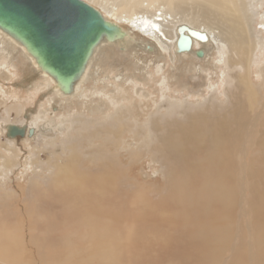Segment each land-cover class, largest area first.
Here are the masks:
<instances>
[{
  "label": "bare ground",
  "instance_id": "bare-ground-1",
  "mask_svg": "<svg viewBox=\"0 0 264 264\" xmlns=\"http://www.w3.org/2000/svg\"><path fill=\"white\" fill-rule=\"evenodd\" d=\"M82 1L112 29L101 34L67 84L1 26L0 79L11 78V58L20 47L23 59L44 76L27 89L53 90L46 99L57 116V98L83 95L86 73L97 70L88 67L90 56L105 43L131 45L132 52L147 55L162 51L166 59L154 60L156 73H163L178 55L194 52L202 58L210 40L225 61L226 105L215 100L213 81L202 98L176 97L162 81L159 98L130 78L141 118L137 107L123 99L130 73L122 69L94 77V94L110 105L102 117L94 120L77 111L62 114L52 127L38 109L23 128L25 100L0 81V101H9L0 109V264H264V171L250 155L255 145L264 149L257 132L264 101L259 103L258 90L249 83L263 49L261 39L250 40L255 35L250 22L257 7L264 31V1L194 0L191 9L188 0ZM117 22L126 23L138 38ZM182 36H189L186 50L178 47ZM110 76L113 80H107ZM105 82L113 93L103 88ZM149 104L152 111L144 112L142 105L147 109ZM72 131L82 138L106 136L81 152ZM86 157L92 167L80 164Z\"/></svg>",
  "mask_w": 264,
  "mask_h": 264
},
{
  "label": "rangeland",
  "instance_id": "rangeland-1",
  "mask_svg": "<svg viewBox=\"0 0 264 264\" xmlns=\"http://www.w3.org/2000/svg\"><path fill=\"white\" fill-rule=\"evenodd\" d=\"M185 4H186L187 9H191L196 5L194 3V0H188L187 2H185ZM257 9H258L257 7L255 8L253 7V10L255 11V13L250 22L251 32L254 33L255 35H249V37L251 41H255L257 38H259L261 39L263 43V49L261 53V58L258 62V66L259 67L261 66L264 68V31H263L262 26L260 25L261 19L259 15L257 14ZM119 25H120V28H122L130 37H134L136 39L138 38L137 37L138 35L134 33L135 30L129 29L126 23L121 22ZM246 36L247 35H244V38ZM130 46L131 45H128L125 48H122L117 43H109V44L105 43L103 46H101V48L99 47L98 49L93 51L92 55L90 56L92 60L90 61L88 67L90 68V66H92L94 67V68L91 67L92 69H97V70L91 73L90 71L91 69H90L86 73L87 76L85 77V80L81 87L82 89L80 90L83 95L80 94V96H78L77 98H74V97L67 98V99L57 98V104L55 106V109L53 110L54 112L58 114L57 116H52V114L50 113L51 106L49 105V102L46 99L47 94H49L50 96L53 95L51 93V91L53 90L45 92V93H42V92L35 93L33 92L32 89H27V87L31 86L34 81H36L39 78H43L44 76L38 69H36L33 62H28L23 59V57L21 56L22 50L20 47H17L18 50L14 51L13 56L11 58V65L9 66L12 72L10 76L11 78L7 82H5L3 79H0V81L2 82L3 86H6L9 88L12 94H15L16 96L22 98V100H25V111L23 112V115L21 116V121H23V124L21 126L23 128L28 126L31 119L35 118L36 113L38 114V112H40L39 110H42V112L46 115V118H45L46 121L44 123L50 124L52 127H54L55 124L59 121L62 114H64L65 116L70 113L73 114L74 112H77V111L79 112L85 111L84 113L92 117L94 120L102 117V114L105 111H108L110 109V105L107 103L106 97L104 99L102 97H101L102 99L100 98L98 99L96 94H94V91H95L94 88L96 87V83L94 82V77L98 74H104V73L111 74L113 73V71L119 72V70L121 71L122 69H126L127 72L130 73L128 80L125 83L128 89L125 90L126 93L123 99L126 100L127 102H132L131 107H137L136 115H139L141 118H143L144 116H142L140 107L136 105V104H140V102H138L139 101L138 97L132 91L133 84L130 78L136 79L135 81L143 84L149 91H152L153 95L152 96L150 95L151 97L156 96L159 98H162L160 96V91H161L160 83L162 81H165L167 85L170 87V93L174 92L175 90L174 95L176 97L178 96L182 98L184 97V95H186L187 97H189L188 95H190L191 97H194V98L196 97L202 98L203 96L209 93L206 90L207 84L209 83V81H213V84L218 87V96L216 97L215 100L216 101L223 100L224 98L223 90H224L226 80L224 76H221V75H223V71L225 68V61H224V57L215 53L214 44L210 42V40L204 43L203 48L205 49V53H204L205 55L202 58H197L194 52H191L190 55L186 57L182 55H178L176 60H174L173 62L174 64L172 63L166 64L165 66L166 68L163 69L164 74L162 72L156 73V68H155L156 62L154 60V59H157L163 62V59L165 58V56H163L162 51H159L157 54L154 53V54L147 55L145 54V52L142 54L139 51V49H137L136 52H132ZM252 53H254L252 52V49L249 50V54H252ZM140 56L142 57L140 58ZM150 58L152 59V61H149L150 65L147 71L144 69V64L145 62L147 63L148 60H150ZM94 63L95 64L97 63L96 66ZM258 66H253V68L251 69V72L249 74V83L251 86H254L257 88L258 93H259V103L262 104L264 103V102L261 103V101H264V73L262 74V72L260 71L261 69L259 70ZM259 73H261V75ZM117 76L119 75L116 74V78ZM107 78L108 77H105V79ZM112 78L113 77L110 76L107 80H113ZM105 84L107 83L105 82ZM229 85L230 87L232 86L231 80H230ZM107 86L108 87H103V88H107L109 94L113 93L114 90H113L112 84L108 83ZM27 92H28V96L26 94ZM135 100H136V104H135ZM6 104L9 106V101H6V100L0 101V109L7 106ZM219 104L221 105V107H224L226 105L224 101L220 102ZM16 107L17 105L15 102L10 112L11 117L15 116L14 112L16 111ZM82 108H85V109H82ZM152 108H153L152 104H149V108L147 109L145 108V105H142V109L144 112L152 111ZM0 115H1V110H0ZM262 116L264 117V114L261 115V119L259 120L261 122L258 125L259 127H257V132H258V135L262 133L263 136L261 137L263 138L264 137V132H263L264 131V127H263L264 118ZM67 127H68V124H65V126L63 127L64 128L63 131ZM46 130L48 133L53 134L54 132V130L50 129V127L48 126ZM72 136H74L77 139L78 141L77 147H79V150L81 152L82 150L83 152H86V151H89L93 147V145L97 143L102 144V140L104 136H106V134H100L98 135L99 137H93L94 139H92V138H85V137L82 138L80 134H78L77 131H72ZM87 139L90 141H88ZM29 143L33 144V140L30 139ZM256 147L257 146L255 145L254 150L250 153V155L253 156L254 161L256 159L255 161L256 165L259 168H262L264 171V149H256ZM108 151H110V149H108ZM90 163H91V159L89 157H86V159L82 158V161L80 164L82 165V167H87V166L92 167V163L91 164ZM138 171H139L138 173L142 177V180H145L147 177L145 176L146 174L144 170L142 168H139ZM132 173H134V171H132ZM25 177L27 176L25 175Z\"/></svg>",
  "mask_w": 264,
  "mask_h": 264
},
{
  "label": "water",
  "instance_id": "water-1",
  "mask_svg": "<svg viewBox=\"0 0 264 264\" xmlns=\"http://www.w3.org/2000/svg\"><path fill=\"white\" fill-rule=\"evenodd\" d=\"M0 26L22 40L63 84L78 73L101 34L112 29L82 0H0ZM178 47L186 50L189 36L179 38Z\"/></svg>",
  "mask_w": 264,
  "mask_h": 264
}]
</instances>
